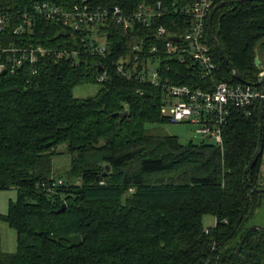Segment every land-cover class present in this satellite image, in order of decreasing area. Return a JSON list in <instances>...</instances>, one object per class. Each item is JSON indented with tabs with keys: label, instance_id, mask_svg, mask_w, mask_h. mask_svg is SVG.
Masks as SVG:
<instances>
[{
	"label": "trees",
	"instance_id": "trees-1",
	"mask_svg": "<svg viewBox=\"0 0 264 264\" xmlns=\"http://www.w3.org/2000/svg\"><path fill=\"white\" fill-rule=\"evenodd\" d=\"M89 1L126 11L161 2L170 12L150 27L125 31L117 24L91 25L71 32L35 6L48 2L71 9L81 0H0V15L10 20L0 33L2 48L52 50L14 74L9 66L0 73V190L18 191L0 217L17 232V252L2 250L0 233V264H244L236 251L264 205V192L252 187L264 188V130L260 157L245 174L259 145V106L251 116L232 110L223 147L206 141L182 144L176 136L151 133L148 124L171 121L162 113L163 85L125 77L120 61L133 58L135 44L147 52L161 45L156 36L161 26L181 34L182 17L172 4L185 1ZM212 1L205 41L218 69L204 79L194 65L160 55L161 76L170 84L203 89L221 81L241 84L231 65L247 82H257L264 1ZM25 14L33 17V26L17 34ZM94 27L106 35L110 54L87 48ZM215 36L228 62L217 51ZM64 49L78 54L58 57ZM9 55L2 53L0 64L8 65ZM84 83L99 84L97 95L75 97L74 88ZM62 146L72 156L71 167L56 176L53 160ZM207 215L216 224L206 229ZM75 235L82 237L79 247L66 241ZM240 255L247 264H264V232L252 231Z\"/></svg>",
	"mask_w": 264,
	"mask_h": 264
},
{
	"label": "built area",
	"instance_id": "built-area-1",
	"mask_svg": "<svg viewBox=\"0 0 264 264\" xmlns=\"http://www.w3.org/2000/svg\"><path fill=\"white\" fill-rule=\"evenodd\" d=\"M179 6L178 2L172 4L175 12L182 17L181 34H171L168 29L161 26L157 29L156 36L161 40V45H153L148 52L142 44L132 46L135 54L131 59L127 56L120 61L119 71L127 78L140 79L151 82L157 86L163 85L166 93L163 95L162 113L167 115L174 123H189L196 127L198 135L204 141L211 142L223 147V129L227 125L234 108L251 116L253 110L264 101V55L257 59L259 73L257 83H241L238 85L226 81L214 82L207 89L193 88L188 85L170 84L169 79H163L161 68L165 56L166 60L175 58L183 64L189 63L195 66L194 71L199 72L204 79L210 77L217 69L211 56V49L205 41L207 22L212 14V0H184ZM36 11L47 20L58 21L71 32L80 31L82 27H108L117 24L125 31L139 24L152 26L156 20L164 17L169 8H164L161 2L153 4H139L133 11H126L120 6L96 7L89 0H81L74 3L71 9L56 6L48 2L39 3L35 6ZM25 25L17 27L14 32L23 34L27 28L33 26V17L24 15ZM10 26L7 15H0V33ZM90 36L92 41L87 45L91 53L106 56L110 54L105 43L95 44L99 40L98 32L94 30ZM174 39H179L178 41ZM0 53H9L7 64H0V73L9 70L15 73L27 61L36 63L40 58L51 55L52 50L41 46L2 48ZM0 54V55H1ZM77 55V50H59L58 57L70 58ZM161 55V56H160ZM0 56V60H1ZM159 62L158 66L149 65ZM106 75L99 77L103 81ZM264 125V108H263Z\"/></svg>",
	"mask_w": 264,
	"mask_h": 264
},
{
	"label": "rangeland",
	"instance_id": "rangeland-1",
	"mask_svg": "<svg viewBox=\"0 0 264 264\" xmlns=\"http://www.w3.org/2000/svg\"><path fill=\"white\" fill-rule=\"evenodd\" d=\"M98 35H99V40L98 38H96V41L98 43H105L107 41L106 35H102L100 33H98ZM215 39L218 38L215 36ZM258 55H260V57L262 56L261 53H259ZM260 57L259 56L256 57V63L258 58L261 61L262 58ZM158 64L159 62H155V63H151L149 66L150 67L158 66ZM234 68L236 69L237 72H239V70L235 66ZM233 73L236 77V72L234 69H233ZM239 82L243 83L240 80ZM246 83H250V82L246 81ZM99 89H100V85L97 83H84L75 87L73 92L75 97L81 99H87L97 95ZM163 89H164V93H166V88L163 87ZM146 128L151 133L156 135L176 136L182 144H188L191 141H193L194 143H200L204 141V138L197 134L196 127L189 123H174L170 121L167 123L148 124ZM262 139H263V135H262ZM65 149L66 146L60 147L59 152H61V154L54 157L53 169H54V174L56 176L66 174V172H68V170L71 167L72 156L69 155ZM262 174H263V183H264V155H263ZM17 198H18V191L16 189L3 190V191L0 190V217L2 215L7 214L11 202H15ZM203 223L206 229L210 227H214L216 224V219L213 216L207 215L204 217ZM252 225H260L264 227V205H262L259 209H257ZM0 233H1L2 250L6 253H16L18 247L17 232L14 229L10 228V226L1 219H0Z\"/></svg>",
	"mask_w": 264,
	"mask_h": 264
},
{
	"label": "water",
	"instance_id": "water-1",
	"mask_svg": "<svg viewBox=\"0 0 264 264\" xmlns=\"http://www.w3.org/2000/svg\"><path fill=\"white\" fill-rule=\"evenodd\" d=\"M264 1V0H261ZM241 2V1H240ZM176 41H178L179 39H174ZM215 47L217 49V51L219 52V54L225 59L226 62H228L227 58L223 55V50L222 47L220 45V42L218 41V39H215ZM231 67H233V69L236 72V77L237 79H239L240 81H242L243 83H246V81L243 79V77L241 76V74L239 72L236 71V69L234 68L233 65H231ZM146 96H149V94H146ZM263 108H264V102H262L261 104V112H260V136H259V145H258V149L256 151V153L254 154L251 162L249 163L245 174H248L250 172V170L256 165L259 157H260V153H261V148H262V135H263V130H264V125H263ZM128 115V112L122 113L120 114L121 119H124L126 116ZM108 170H110V167H107ZM254 190H257L259 192H264V188L263 189H258L254 186H252ZM66 208V206H64L63 208H61L58 212H63L64 209ZM254 230H259L264 232V227L260 226V225H252L251 227H249V229L246 231L244 238L238 248V250L236 251V254L241 258L242 262L244 264H247L245 259L240 255V250L243 246V243L245 242V240L247 239L248 235L254 231ZM66 241L70 243L71 247H79L82 245L83 240L82 237L80 235H75V236H71L66 238Z\"/></svg>",
	"mask_w": 264,
	"mask_h": 264
}]
</instances>
